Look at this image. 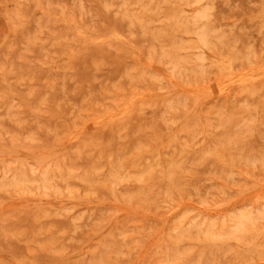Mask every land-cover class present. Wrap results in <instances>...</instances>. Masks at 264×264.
Listing matches in <instances>:
<instances>
[{
  "label": "rangeland",
  "instance_id": "374dc122",
  "mask_svg": "<svg viewBox=\"0 0 264 264\" xmlns=\"http://www.w3.org/2000/svg\"><path fill=\"white\" fill-rule=\"evenodd\" d=\"M0 264H264V0H0Z\"/></svg>",
  "mask_w": 264,
  "mask_h": 264
}]
</instances>
